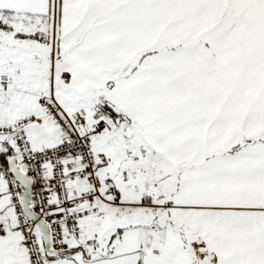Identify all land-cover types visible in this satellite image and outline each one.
Returning <instances> with one entry per match:
<instances>
[{"label":"snow or ice","instance_id":"snow-or-ice-1","mask_svg":"<svg viewBox=\"0 0 264 264\" xmlns=\"http://www.w3.org/2000/svg\"><path fill=\"white\" fill-rule=\"evenodd\" d=\"M0 264H264V0H0Z\"/></svg>","mask_w":264,"mask_h":264}]
</instances>
